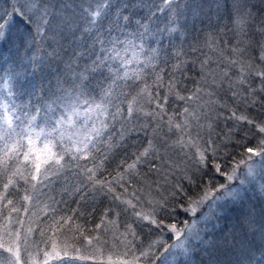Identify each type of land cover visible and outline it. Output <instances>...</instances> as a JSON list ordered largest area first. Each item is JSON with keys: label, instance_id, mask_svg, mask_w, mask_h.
<instances>
[{"label": "trees", "instance_id": "trees-1", "mask_svg": "<svg viewBox=\"0 0 264 264\" xmlns=\"http://www.w3.org/2000/svg\"><path fill=\"white\" fill-rule=\"evenodd\" d=\"M49 2L70 3L78 12L96 5V0ZM117 2L122 3L125 0H113V3ZM153 2L162 6V0ZM194 2L201 5L200 14L193 16L191 10H185L180 19L184 25L183 29L178 33L166 34L163 40L158 69L163 68L164 75L159 94L161 98L169 94V100L165 104L166 114H162L163 121L143 114L134 116L132 122L123 119L113 121L111 140L98 145V152L92 151L87 159L74 160L65 156L61 161L62 168L57 170V167H53L47 173H44L46 165L42 162L48 158L49 153L43 148L41 141H35L39 160H35V157L32 159L41 163V173L47 176L46 180L42 177L32 179L40 174L36 172L33 163L23 159L22 154L18 159L8 161L7 172L0 176V220L5 212L10 213L13 207L19 209L17 213L22 216L21 225L27 230L32 229V236L24 243L21 241L19 247H31L28 251L39 252L41 258L42 253L55 240L63 255L67 251L73 257L84 256L102 264H124L115 261L110 263L108 260L118 256L125 259L132 257L133 264H153L159 260L157 258L160 252L172 243L173 234L166 226L157 228L148 221L139 220L135 213H142L144 210L150 212L157 201L167 200L168 211L157 215V220L163 218L165 225L175 223L178 228L182 227L184 222H189L191 218L188 211H185L190 203L189 197L194 199L202 195L205 189L228 184L230 181L227 180V174L231 173L233 166L241 159H246V148L262 147L264 133H260L256 125H264V91H261L264 84L259 79H250L242 85L237 83L232 90L238 95L233 98L227 80L222 88H208L202 79L204 74H208L207 80L211 83L210 73L215 70L219 80L217 64L221 61L226 64L225 57L235 58L246 67L251 63L254 69L264 70V62L259 59L258 49H249L248 55L243 58L239 55L233 56L228 51L238 41L232 25L237 0ZM246 6L256 22L251 31L255 32L256 28L264 27L260 23L264 21V0H247ZM13 10L14 5L3 2L0 16L6 18L5 13ZM65 15L71 18L74 29H80L76 31L74 40L51 29H46L43 35H39L34 25L29 29L18 15L11 16L5 30L7 38L0 40V73L12 70L27 72L37 83H43L53 91L56 89L57 80L64 83L65 88L70 87L75 80L74 73L80 72L85 61L89 60L85 47L91 51L92 40L88 39L89 34L83 31L88 26L79 16L81 13L75 15L73 12H65ZM170 15L167 10L158 13L157 22L161 27L165 26ZM120 39L125 37L120 35ZM252 39L264 41V36L254 35ZM77 41L79 47L74 48ZM134 43L138 45L139 41L134 40ZM98 46L96 45L97 50ZM122 47L123 45H117L118 49ZM193 49L196 51L193 52ZM178 51L181 52L178 59L184 61L182 73L172 71V65L177 62L175 53ZM74 53L76 55H73ZM81 54H84L83 58ZM141 54L142 57L149 55L147 48ZM125 55L128 57L126 53ZM91 59H95V56ZM205 60L209 63L202 72L201 65ZM224 64H221V67H224ZM145 72V82L152 86L150 91L155 94L157 85L154 83L152 70L145 69ZM230 76L232 81L238 80L235 69ZM170 80L174 83L179 81L171 92ZM95 83L93 81L94 86ZM198 86L206 88L214 95H202L201 101L195 103L175 99L174 93L177 90L181 95L188 96ZM248 88L255 91L247 94ZM138 91L139 89H135L132 94L135 95ZM209 100L216 103L207 104ZM201 102L206 106L199 107ZM186 106L190 109L196 107L199 112L206 113L199 121L202 127L197 125L196 121H191L193 135L199 131V146L206 148V141L211 138L213 146L219 145L221 148L215 157L205 153L208 159L204 166L197 165L191 150L169 147L176 141V130L169 132L168 117L173 116L174 122H179V112ZM136 107L141 109L142 113H150L156 105L148 103L145 95L139 99ZM233 111L237 116H246L254 123L238 122L229 118ZM144 125H147V128H144ZM121 133L124 134L123 140L120 139ZM149 140H152L155 148L163 154L161 161L167 162L163 171L154 172L148 166L140 164L136 169L126 171L127 165L134 161L135 155L148 147ZM164 141H167V145L162 146ZM225 144L227 147H224ZM216 164L220 165V170L225 175L216 171ZM242 167L240 166V169ZM87 169L95 172L91 180L88 179L91 173ZM9 176L13 184L5 192L3 184L7 183ZM189 178L193 182H190ZM176 185L183 188V193L173 198L171 193ZM256 190H251L252 197L247 195L242 204H231L226 214L216 216L211 225L200 234L205 244H200L199 239L192 241L188 247L189 253L175 264H264V193ZM26 195L30 197L29 200H24ZM8 200L13 203L7 205ZM129 226L135 235L129 230ZM142 252H149V255L142 256ZM19 255L21 264H25V252H20Z\"/></svg>", "mask_w": 264, "mask_h": 264}, {"label": "snow or ice", "instance_id": "snow-or-ice-1", "mask_svg": "<svg viewBox=\"0 0 264 264\" xmlns=\"http://www.w3.org/2000/svg\"><path fill=\"white\" fill-rule=\"evenodd\" d=\"M162 5L154 3L153 0H125L122 3H113V0H96L95 7L81 9L85 12L89 25L83 31L88 33L87 38L92 40V50L89 51L85 47L89 60L85 61L80 72L74 73L75 80L68 88H65L64 83L57 80L56 89L53 91L43 83H37L34 78L29 77L27 72L12 70L0 73V176L7 172L8 161L18 159L22 154L23 159L33 163L36 172L40 174L33 176L32 179L37 180L42 177L46 180L47 176L44 173L53 167H57V170L62 168L61 161L65 156H70L74 160L87 159L92 151L98 152L100 150L98 145L106 144L111 140L114 130L113 121L123 119L126 122H132L133 117L139 114L150 116L153 119L159 118L163 121L162 114H166L165 104L169 100V94H165L162 98L159 94V88L163 86L164 75V69H158L163 40L166 38V34L178 33L183 29L184 25L181 24L180 19L184 16L185 10H191L193 16H198L202 8L194 0H188L187 3L185 0H162ZM246 5L247 0H237L235 4L232 25L238 41L228 51L233 56L239 55L243 58L248 55L249 49H258L259 59L264 62V41L252 39L254 35L264 36V27L256 28L255 32L251 31L255 28L256 22ZM77 7L80 6L77 5ZM54 9H59V11ZM165 10L171 15L167 18L165 26L161 27L157 22L158 13H163ZM73 11L70 3L51 4L49 0H21L18 8H14L12 13H5V15H18L21 22L25 23L29 29L34 25L35 31L39 35H43L46 29H51L74 40L76 31L80 29L79 27L74 29L71 18L65 15V12ZM0 21H2L0 22V40H4L7 38L5 28L9 21L3 16H0ZM260 23L264 25V21ZM120 35H123L125 39L121 40ZM134 40L139 41L138 45L134 43ZM96 45L100 46L98 50ZM117 45H123V47L118 49ZM146 48L149 55L141 59L140 53H143ZM129 50H131V58L121 54L129 52ZM195 51L196 49H193V52ZM100 53L103 55L101 56ZM83 55L81 54V58ZM180 55L179 51L175 53L177 62L172 65L173 72H183L184 61L178 59ZM92 56H95V59H91ZM225 60L226 64L224 61L217 64L219 80L215 70L210 73L212 75L211 83L207 80L208 74L202 76L203 82L208 88H222L227 80L231 96L236 98L238 93L232 90L235 84H246L250 79L253 81L259 79L264 84V70L254 69L251 63L246 67L235 58L225 57ZM112 61L117 63L113 64ZM133 62L137 65L142 64L143 67L130 69L128 65ZM208 63V60L203 62L202 72ZM221 64H224V67H221ZM145 69H151L155 77L154 83L157 85L155 94L150 91L152 86L145 82L147 75ZM233 69L238 73L237 81L231 80L230 73ZM93 81L96 82L95 86ZM178 83L179 81L174 83L173 80H170L169 92L176 88ZM135 89H139V91L133 95ZM254 91V89L248 88L246 93L251 94ZM261 91H264V87ZM145 95L148 98V103L156 105L150 113H142V110L136 107L139 99ZM202 95L211 97L214 93L199 86L188 96L181 95L178 90L174 93L175 99L186 103L200 102ZM253 102L255 103V101ZM214 103L216 102L213 100L207 102V104ZM205 106L203 102L199 105V107ZM202 115H206V113L199 112L196 107L190 109L186 106L179 112V122H174L173 116H169L167 121L169 132L176 130L180 133L178 139L169 147L181 150L194 148L198 166L205 165V161L208 159V156L205 155L206 152L215 157L221 151L219 145L213 146L211 138L206 141L207 147L202 149L199 146V131H196L195 136L193 135L191 121L194 120L199 125ZM229 118H234L238 122L254 123L246 116H237L234 111ZM199 126L202 127V125ZM143 127L147 128V125ZM208 127L210 128L211 125ZM256 127L260 133H264V125H256ZM120 139H124L123 133L120 134ZM37 140L41 141L43 148L49 153L48 158L42 162L46 165L44 173H41V163L35 162V160H39L35 148ZM164 145H167V141H164L162 146ZM261 145L262 147L259 149L247 147L244 153L246 159H241L233 166L231 173L227 174L228 181L234 179L240 181L236 188L230 184H220L216 188L205 189L198 199L189 197L190 203L185 211H190L195 215L197 207L204 201L215 202L224 197L231 198L234 205L242 204L249 192V188L245 185L251 186L253 191L259 185V189L264 192V183H261L264 181V141H261ZM224 147H227V144ZM53 149H58V151H53ZM162 155L155 148L152 140H149L148 147L135 155L134 161L127 165L126 171L134 170L140 164L148 166L154 172H162L167 163L161 161ZM32 157H35V160ZM256 157H260V160L256 161ZM240 166H244L245 172L239 173ZM215 168L221 175H225L221 172L219 164H216ZM87 171L91 173L88 177L91 180L95 172L92 169H87ZM240 175L244 176L243 180H240ZM190 182L193 181L190 179ZM12 184L13 180L9 176L7 183L3 184L5 192ZM174 187L175 190L171 193L173 198L183 193V188L180 185ZM221 192L222 195H217ZM29 199L30 197L27 195L24 197V200ZM12 203L11 200L7 201V205ZM11 211L18 212L19 209L13 207ZM167 211V200H161L153 205L148 214L135 213L139 220L148 221L157 228L166 226L176 238V244L160 252L157 258L160 264H170L171 247L182 249L184 253H187L193 240L199 239L200 244H205V241L200 238L195 222L192 224L184 222V225L178 228L175 223L165 225L163 218L157 220V215ZM129 230L135 235L131 226H129ZM28 231L31 232L32 229ZM16 236L19 240L18 232ZM186 241L188 246L185 244ZM56 247V244L53 243V252L51 254L45 252V257L59 259L60 254L56 251ZM0 248H4V245L0 244ZM4 250L13 257L8 264H20L19 244L15 251L12 247ZM64 254L67 256V251ZM141 255L147 256L149 252H142ZM78 258L88 259L84 256Z\"/></svg>", "mask_w": 264, "mask_h": 264}, {"label": "rangeland", "instance_id": "rangeland-1", "mask_svg": "<svg viewBox=\"0 0 264 264\" xmlns=\"http://www.w3.org/2000/svg\"><path fill=\"white\" fill-rule=\"evenodd\" d=\"M9 2L10 4L14 5V8H18L20 5L21 0H0V9L2 7L3 2ZM163 6V5H162ZM87 9V8H84ZM7 13H12V12H7ZM73 13L75 15H78V13H81V15H79L81 17L82 20L85 21V25L89 26L87 23V18L85 16V14L81 11L78 12L76 9L73 11ZM11 16H7L5 19L6 20H10ZM7 27V26H6ZM6 30V28H5ZM74 48L79 47V42L77 41V45L73 46ZM99 48V46H98ZM138 50V49H137ZM122 55H125V53H121ZM127 54V58H131V50H129V52L126 53ZM143 55L140 53V57L141 59H143L144 57H142ZM138 65L133 62L132 64L128 65V67L130 69L132 68H136ZM141 103V102H140ZM180 133L178 131H176V140L178 139ZM184 150H191L193 152V154L195 155V149L194 148H189V149H184ZM256 161L260 160V157H256L255 158ZM257 167H259V164H257ZM24 171V169H22ZM245 172V168L244 166L242 167V169H240V173ZM244 176L240 175V180H243ZM240 181L239 180H232L230 181L228 184H230L233 188H236L239 185ZM261 183H264V181H261ZM246 187L249 188V192L248 195L252 197L251 195V186L249 185H245ZM259 192V185H257V188ZM261 191V190H260ZM264 193L261 191V194ZM217 195H222L221 193H217ZM201 195H199L197 198L194 199H198ZM231 204H234L233 201L231 200V198L229 197H224L221 200L215 201V202H210V201H204L203 204L199 205L197 207V212L195 213V215L193 213H191L190 211H188V214L191 215V218L189 220V224H192L193 222L196 223V229L197 231H199L200 234H202V231L204 229H206L209 224L211 225V223L213 222V220H215V217L225 213L229 211V206ZM221 205H223V207H221ZM225 209H227L225 211ZM143 214H148L149 212L147 211H142ZM21 220H22V216L21 214L17 213V212H12L10 209V213L9 212H5V215L3 216V218L0 220V244L4 245V248H0V264H8V262L10 260L13 259L12 255L8 252H6L4 249L8 248V247H12L14 249V251L16 250V246L17 244H20V242L22 241L23 243L27 241L28 238H30V236H32V231L29 232L27 229H25L24 226L21 225ZM215 224V223H214ZM20 234V238L19 240L17 239L16 233ZM173 234V233H171ZM173 241L169 246H172L174 244L177 243L176 238L173 234ZM24 239V240H23ZM196 241V240H193ZM53 243L56 244L55 240H53ZM53 243L50 244V246L48 247V249H46L44 251L48 252V253H52L53 249H52V245ZM186 246L187 241L185 242ZM26 246V245H25ZM169 246L167 248H169ZM31 247H23V249L21 247H19V253L20 252H25V257L27 259V261H24L25 264H102L101 262H93L88 258V260L86 259H79L78 257H73L71 255H63L62 252L56 247V251L59 252L60 254V258L59 259H55V258H51L48 259L45 257L44 253H42L41 258H39L40 253L39 252H30L28 250H31ZM171 253L172 255L169 256V261L170 264H175V262H178L179 260H182L185 258V256L187 255V253H189V250L187 253H184L182 249H178L175 247H171ZM183 256V257H182ZM108 260L111 261H115V262H123L124 264H133L134 263V259L131 258H127L125 259L122 256H118V257H114V258H108ZM181 260V261H182ZM21 261V260H20ZM21 264V262H20ZM153 264H160V261H155L153 262Z\"/></svg>", "mask_w": 264, "mask_h": 264}]
</instances>
